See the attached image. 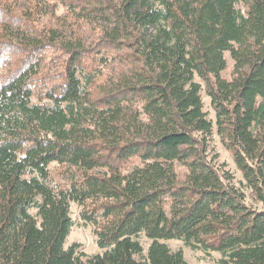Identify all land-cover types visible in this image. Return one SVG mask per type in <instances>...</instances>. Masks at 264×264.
I'll return each mask as SVG.
<instances>
[{
  "label": "trees",
  "instance_id": "1",
  "mask_svg": "<svg viewBox=\"0 0 264 264\" xmlns=\"http://www.w3.org/2000/svg\"><path fill=\"white\" fill-rule=\"evenodd\" d=\"M171 241L264 264V0H0V264H188Z\"/></svg>",
  "mask_w": 264,
  "mask_h": 264
},
{
  "label": "rangeland",
  "instance_id": "2",
  "mask_svg": "<svg viewBox=\"0 0 264 264\" xmlns=\"http://www.w3.org/2000/svg\"><path fill=\"white\" fill-rule=\"evenodd\" d=\"M238 8H241V6H238ZM226 59L229 64V68L224 74V78L230 80L232 77L233 62L229 53L226 54ZM203 101L205 105V111L209 114V118L214 120V113L210 106V100L208 97H206L205 93H203ZM211 150V155L218 156V162L220 164H224L226 166V170H229L233 174L235 179L234 185H236V187L238 188H241L242 192L245 193L246 203L248 205H252L258 209H261L263 207L262 205H257L252 201L250 197V191L245 187V182L242 178V175L237 170L231 154L224 148L217 136L213 137V141L211 142ZM55 169H57V166L52 165L51 170L53 171ZM78 211V208L76 206H73L72 217L76 221V225L71 230L67 246L78 244L80 246L79 251L88 257L101 253L96 245L94 228L90 225H85L83 221L79 219ZM140 241L145 248V252H147L150 241L147 240L144 236L141 237ZM167 244L173 252L182 250L188 264H220L219 262L222 259V256L218 253L207 255L206 252H203V250H192L186 247L182 242L171 241L167 242Z\"/></svg>",
  "mask_w": 264,
  "mask_h": 264
}]
</instances>
